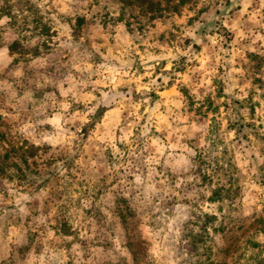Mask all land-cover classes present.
<instances>
[{"label": "rangeland", "instance_id": "obj_1", "mask_svg": "<svg viewBox=\"0 0 264 264\" xmlns=\"http://www.w3.org/2000/svg\"><path fill=\"white\" fill-rule=\"evenodd\" d=\"M188 2L189 0H180V3L176 4L173 3V0H166V5H162L160 0H124L117 22L123 20L124 9L128 8H139L140 15L147 18L152 28L157 27L156 23H152L157 20L160 22V27L163 28L169 20L173 19V14L178 19L171 24L170 29L159 32L152 39L145 37L146 25L139 23V18H136L138 37H133L130 23L125 25L127 32L124 36L118 37L117 32L113 30L108 39V47L101 49L103 55L97 54L95 62L89 61L88 64L90 71L95 70L92 75V85L108 94L104 96L105 103L90 116L91 129L89 130L87 127L80 129L82 133H85L83 142L78 143L73 140L70 145L71 153H64L57 157L46 156L43 168L35 160L40 148L33 145L30 150L19 155L20 161L22 158L26 160V163L21 161L23 167L13 162L7 167V172H9L7 175H0V224L4 225L6 229H16L19 237V229L26 228L29 231L24 235L28 236L30 233L33 239L44 232L49 241H55L58 246H62L61 250L69 257L67 264H76L73 257L80 253H73L72 250L83 247H87V252L83 254L84 260H95L96 264H115V257L111 260L108 258L111 247L116 243L115 235L113 234L112 240H106L104 234L98 233V230L95 229V225L100 222L98 217H103L105 207L110 203L113 205V211L118 220L125 221L127 216L135 214L132 202L127 198L109 195V180L105 175L92 185L94 189L91 193L92 203L84 206L86 200L77 193L80 192V189H85L87 192V181L77 180L76 176L69 171L65 173L69 177V181L62 186L60 180L63 177L60 172L63 171V168L60 167V161L65 160L64 167H68L69 161L73 167L77 162L83 166L86 163L100 164L105 161L108 167H114L118 162L128 163L129 160L135 159L129 153L140 150L143 160L142 187L145 195L150 196L149 178L153 181H164L169 183V186L184 180L188 175L182 171L186 167L185 160L188 159L186 153L188 150H192L197 152L196 157L192 158L197 167L190 174L199 177V187L208 186L212 189L211 195L204 199L202 232L209 231L211 225L218 218L217 214L226 210L225 205L230 212H243L248 215L243 217L244 224L238 229L239 234L232 239L226 249H219L215 255L208 254L211 249L206 247V235L192 236V243L186 248L191 264H233V261L245 264L246 256L249 264H264V247L260 243L261 238L264 237V206H261L258 196L259 191L264 189V75H262L264 55L253 50L256 45L249 48L245 43L248 38L243 34V29L233 26L236 23L233 13L242 9L243 4H238L236 9H232L231 0H224L223 5L220 4V0H215L214 15L221 16L223 9L225 18L222 23L220 21H209L208 23H221L223 32L217 30L209 33L204 28L199 30L201 36L223 34L227 40L226 44L221 45L225 53L230 49L233 52L243 49V56L247 63L242 66L246 71L242 79L235 80L237 87L232 91L239 93L243 88L247 95L243 100L231 97V104L235 105L233 108L235 119L225 117V120L228 121L227 124L217 121L218 115H223L229 108L230 93L227 89L230 82L226 83L224 79H213L211 83L214 85L216 99L213 100L209 95L204 103L195 109L196 117L202 121H210L208 128H203L196 120H193L190 138L185 135L187 129L183 132L179 131L167 113L169 101L175 105V92L173 91L175 83L173 80H169L167 86H159L161 83L160 68L167 69V59L160 60L155 71L151 73V78H155L157 81V87L145 89L146 96L137 90L141 85L149 82L150 76L146 74L147 66L156 64V61L151 57L161 55L168 57L179 50L183 53L179 57L181 64L187 62L200 66L204 63L200 54L205 49L201 47L200 43H193L192 37L185 36L183 41L185 47L181 48L179 45L173 47L176 35L181 31L179 27L181 23L191 29L201 16L213 11L211 3L205 4L196 15L185 19L182 9ZM13 7L10 0H5V4L0 6V21L5 15H12ZM31 7V5L28 6L29 11H31ZM188 11L191 12L192 8L189 7ZM100 15L103 21L108 13L105 11ZM227 17H232V24L228 22ZM75 19V30H82L86 22L85 17L80 15ZM10 23L14 24L15 20H11ZM106 27L107 24L102 22L100 29L103 30ZM41 33L46 36L49 33L58 34L47 24L43 26ZM140 37H143L147 43H140ZM99 42H103V37H100ZM129 43L137 45L135 59L131 69L124 67L122 73L121 61L113 59L106 63L105 56L111 54L114 58L118 57L121 50ZM113 45L116 47H112ZM155 45H159V47H155ZM17 47L18 42H13L7 55H12ZM146 49L150 53L147 65L142 62ZM189 52L193 54L192 61L188 59ZM232 59L236 61V64L232 65L233 67L241 66L239 56L225 55V60ZM5 60V54L0 52V65ZM175 64L176 61H173V65ZM176 71L186 74L188 69L187 67L176 68ZM217 72L223 74L225 68L220 66L217 68ZM203 80L202 76L201 82ZM68 87L70 86H66V88ZM79 87L78 85L77 88ZM88 87L91 88V85ZM109 88L112 89L111 92H109ZM130 88L131 94L127 95ZM57 91L59 92V89ZM72 91L76 92L77 89ZM176 91L180 95L188 97V113H191L194 101L189 96L188 86L177 88ZM89 94L100 95V93H89L88 91L79 93L80 107L71 109L73 114L83 109ZM43 95L44 93L38 88L33 93L34 98H42ZM161 100L164 101L163 104L160 103ZM217 100L220 102L216 103ZM188 113H184V123L189 120ZM149 118H151V123ZM48 119L50 122L44 126V131L51 134L58 127H64L60 114L53 113ZM136 119H139L138 125L134 123ZM221 129H224L228 135L222 140L216 139L215 137ZM75 134L74 128L68 129V133L63 137L64 141L66 142L69 136H75ZM137 135L147 137V141L133 144V138ZM5 143H7L6 140ZM24 143L27 144L28 141L24 140ZM205 144L206 148H204ZM50 148L51 145H45V154ZM11 149L8 163L12 155L16 153L15 148ZM217 150H219V155H213ZM54 165L57 167L54 168ZM13 168L15 172L11 170ZM118 171L122 174L124 169L120 168ZM160 173H164V175H160ZM37 178H39V182H37ZM118 179L119 177L114 178L111 184H115ZM128 179L132 180L135 177L129 176ZM72 181H76V187L72 186ZM33 197L36 198L33 199ZM66 197L73 201V207H69L68 203L64 202ZM176 199L178 197L167 201L165 207L173 208ZM117 201L126 205V208L117 209L115 207ZM16 212H20L21 215H16ZM176 214H182L181 210L177 209ZM164 215H168V213L165 212ZM198 219L200 218L198 217ZM187 223H193V221L186 222L185 227ZM117 227L122 230V223ZM212 230L215 231V229ZM151 231L152 224H145V235H149ZM187 235H191V233L189 232ZM60 237L65 239L60 240ZM248 252H251L252 255L248 256Z\"/></svg>", "mask_w": 264, "mask_h": 264}, {"label": "clouds", "instance_id": "obj_2", "mask_svg": "<svg viewBox=\"0 0 264 264\" xmlns=\"http://www.w3.org/2000/svg\"><path fill=\"white\" fill-rule=\"evenodd\" d=\"M10 2L14 5L12 15H5L0 21V52L6 56L5 62L0 65V157L6 151L15 148L16 153L12 155L9 164L14 162L23 167L19 155L36 145L40 148V152L35 160L43 168L46 156L57 157L64 153H71L70 145L73 140L78 143L83 142L85 133H82L80 129L83 127L91 129V114L105 103L104 96L108 93L101 92L98 87L92 85V75L95 70L90 71L88 64L89 61L95 62L97 54L103 55L101 49L108 47V39L113 30L117 32L118 37L124 36L127 32L125 25L130 23L133 37H138L136 18H139V23L146 25L145 37L152 39L159 32L170 29L171 24L175 23L178 18L173 14V19L169 20L163 28L160 27L159 20L153 21L152 23H156L157 27L152 28L147 18L140 15L139 8H128L124 9L123 20L117 22L124 0H10ZM160 2L162 5H166V0H160ZM173 3L179 4L180 0H173ZM209 3L213 5V11L201 16L191 29L181 23L179 25L181 31L177 33L176 41L173 44L174 48L176 45L183 48L185 47L183 43L185 36L192 37L193 43H200L201 47L205 49L200 54L204 63L200 66L187 62L181 64L179 57L183 53L179 50L168 57L163 55L151 57L156 61V64L147 66L146 74L150 76L149 82L137 89L146 96L145 89L157 87V81L155 78H151V73L155 71L160 60L167 59V69L160 68L161 83L159 86H167L169 80L174 81L175 105L169 101L167 113L179 131L183 132L187 129L185 135L188 138L192 136L193 120H196L203 128H208L210 121H202L196 117L195 109L199 108L209 95L213 100L216 99L214 85L211 83L213 79H224L226 83L230 82L227 89L230 93L229 108L223 115H218V122L223 121L224 124H227L228 121L225 120V117L236 118L233 112L235 105L231 104V97L243 100L247 95L243 88L239 93L232 91L237 87L235 80L242 79L246 71L242 66L247 63L243 56V49L236 52L230 49L225 53L224 48L221 47L222 44L227 43L223 34L219 36L200 35L199 30L202 28L209 33L217 30L223 32L221 23L225 18L224 10L222 9L221 16H215V0H189L182 9L185 19L196 15L203 5ZM223 3L224 0H220V4L223 5ZM4 4L5 0H0V6ZM238 4H243V8L234 11L236 23L233 26L243 29V34L248 38L245 43L249 48L256 45L253 50L264 55V0H231L232 9H236ZM29 5L32 6L31 11L28 10ZM189 7L192 8L191 12L188 11ZM105 11L108 15L102 21L100 13ZM80 15L85 17L86 22L82 30L76 31L75 18ZM227 19L232 24V17H227ZM11 20H15V23L11 24ZM209 21H220L221 23H208ZM102 22L107 24L103 30L100 29ZM45 24L52 27L58 34L43 35L41 29ZM100 37H103L102 43L99 42ZM13 42H18V47L12 55L8 56L9 47ZM139 42L147 43L143 37L139 38ZM155 47H159V45H155ZM136 49L137 45L129 43L121 50L118 57L114 58L111 54L105 56V62L119 59L123 73L124 67L131 69ZM225 55L239 56L241 66L233 67L232 65L236 64V61L234 59L225 60ZM125 57L127 59H124ZM149 57L150 53L146 49L143 64L147 65ZM188 59L189 61L194 59L191 52L188 53ZM173 61H176L175 65H173ZM220 66L225 68L223 74L217 72V68ZM185 67L188 69L186 74L176 71V68ZM202 76L204 77L203 82H201ZM78 85L79 88H77ZM89 85L91 88L88 87ZM185 85L188 86L189 96L194 101L191 113H188V97H184L176 91L177 88ZM66 86L70 87L66 88ZM37 88L44 93L42 98H34L33 93ZM73 89H77V91L74 92ZM85 91L97 92L100 95L89 94L83 109L73 114L71 109L80 107L79 93ZM111 91L112 89L109 88V92ZM130 94L131 88L127 95ZM219 102L216 101V103ZM160 103L163 104L164 101L161 100ZM53 113L62 116L64 127H58L50 134L43 129L50 122L48 117ZM184 113H188L189 116L187 123L183 122ZM149 120L151 123V118ZM134 123L138 125L139 119H136ZM70 128H74L76 134L69 136L65 142L63 137ZM226 135L228 134L224 129H221L215 138L222 140ZM197 139H199L198 136ZM24 140H27L28 143L25 144ZM146 141L147 137L137 135L133 138L132 143ZM45 145H51L47 154L44 151ZM206 147L205 144L204 148ZM129 155L135 159L129 160L128 163L118 162L114 167H108L106 161L100 164L86 163L83 166L77 162L75 167L69 161L68 167H64L65 160L60 161V167L63 168V171L60 172L63 177L60 180L62 186L69 181V177L65 174L69 171L76 176L77 180L87 181V192L85 189H80V192L77 193L86 200L84 206L92 203L91 193L94 190L92 185L105 175L109 180V195L127 198L132 202L135 214L127 216L125 221L118 220L113 211V205L110 203L105 207L103 217H98L100 222L95 225V229L98 230V233H103L106 240H112L113 234L115 235L116 243L111 247L108 256L110 260L115 257V264H191L186 248L191 245L192 236L206 235V247L211 249L208 254L215 255L219 249H226L232 239L239 234L238 229L244 224L243 217L248 213L230 212L227 210V205L224 206L226 209L224 212L217 214L218 218L211 225L209 231L202 232L204 199L211 195L212 189L208 186L199 187V177L190 174L197 167L196 162L192 160L197 155L196 151L188 150L186 153L188 159L185 160L186 167L182 171L188 175L182 182L169 186V183L153 181L149 178L150 196L145 195L142 187L143 160L141 151L135 150ZM213 155H219V150ZM29 163L31 164L32 161L30 160ZM120 168L124 169L122 174L118 171ZM11 170L15 172L14 168ZM160 175H164V173H160ZM129 176H134L135 179L129 180ZM116 177L119 179L115 184H111V181ZM37 182H39V178H37ZM72 186L76 187V181H72ZM258 196L261 206H264V189L259 191ZM173 197H178L174 202V207H165V203L172 200ZM35 198L33 197V199ZM64 202L68 203L69 207H73V201L68 197ZM115 207L125 209L126 205L117 201ZM177 209L181 210L182 214L177 215ZM165 212L168 215H164ZM15 214L21 215L20 212ZM188 221H193V223H187L185 227ZM121 223L122 230L117 227ZM149 223L152 224V231L146 236L144 225ZM19 231L20 236L18 237L16 229L8 230L0 224V264H67L69 257L61 250L62 246H58L55 241H49L44 232L33 239L30 233L28 236L24 235L29 231L28 229L21 227ZM189 232L191 235H187ZM64 239V237H60V240ZM260 243L264 247V237L261 238ZM72 252L80 253L73 257L76 264H96L95 260L83 259L87 247L73 249ZM251 255L252 253L248 252V256ZM233 264H238V262L233 261ZM245 264H249L247 256Z\"/></svg>", "mask_w": 264, "mask_h": 264}, {"label": "trees", "instance_id": "obj_3", "mask_svg": "<svg viewBox=\"0 0 264 264\" xmlns=\"http://www.w3.org/2000/svg\"><path fill=\"white\" fill-rule=\"evenodd\" d=\"M11 150H12V149H11ZM9 152H10V151H6V152L3 154V156L0 157V175H1V176H3V175H7V173H9V172H7V171H8V170H7V167H8V165H9V163H8ZM21 161H23L24 163H26V160H23V158H22Z\"/></svg>", "mask_w": 264, "mask_h": 264}]
</instances>
